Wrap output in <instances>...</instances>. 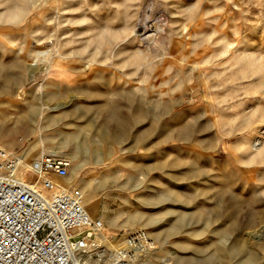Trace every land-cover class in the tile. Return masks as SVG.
Returning <instances> with one entry per match:
<instances>
[{"label": "rangeland", "instance_id": "374dc122", "mask_svg": "<svg viewBox=\"0 0 264 264\" xmlns=\"http://www.w3.org/2000/svg\"><path fill=\"white\" fill-rule=\"evenodd\" d=\"M254 140L264 0H0V146L77 154L110 242L149 224L155 264H264Z\"/></svg>", "mask_w": 264, "mask_h": 264}, {"label": "built area", "instance_id": "2783aa9c", "mask_svg": "<svg viewBox=\"0 0 264 264\" xmlns=\"http://www.w3.org/2000/svg\"><path fill=\"white\" fill-rule=\"evenodd\" d=\"M70 167L58 155L27 162L0 146V264H141L156 250L149 232L103 242L105 226L81 190L59 182Z\"/></svg>", "mask_w": 264, "mask_h": 264}, {"label": "bare ground", "instance_id": "6f19581e", "mask_svg": "<svg viewBox=\"0 0 264 264\" xmlns=\"http://www.w3.org/2000/svg\"><path fill=\"white\" fill-rule=\"evenodd\" d=\"M9 18L11 19V20H14V19H16L17 18V15L16 14H12V15H10L9 16ZM227 51H228V49H227ZM46 52H48V51H46ZM46 52H39L38 54L41 56V58H42V55H46L45 57H47V53ZM256 52H257V50H256ZM38 54H37V56H38ZM49 54V53H48ZM44 57V58H45ZM261 57V56H260ZM252 61L254 60V59H251ZM249 61H250V59H249ZM251 62V61H250ZM252 64V63H251ZM33 65H36V64H33ZM34 69V68H33ZM46 71V70H45ZM34 73L33 74H35L36 73V71H33ZM54 111V110H53ZM244 127V126H243ZM245 128V127H244ZM254 134H252L250 137H252ZM254 137V136H253ZM241 144V143H240ZM243 145V144H242ZM240 146V145H239ZM250 146V145H249ZM241 147H239V149H240ZM244 148V147H243ZM247 148V147H246ZM251 149H254L255 150V154H256V156H260V155H262L263 154V151H264V145H263V143H259V142H257L256 140H254L252 143H251ZM243 150H245V149H243ZM242 150V151H243ZM241 151V150H240ZM253 154V153H252ZM24 157H25V155L24 154H22ZM41 155V154H40ZM25 159L27 160V162H30L29 160H28V158H26L25 157ZM231 159V158H230ZM71 160V159H70ZM261 161V160H260ZM75 168V167H74ZM79 171V170H78ZM76 179V178H75ZM74 179V180H75ZM66 181V184H67V186H72L73 184H74V181L73 180H71L70 181V183L69 182H67V180H65ZM85 182H86V180H85ZM90 184L91 183H86V184H83L82 186H80V187H78L80 190H81V192L83 193V195H84V206H85V208H86V210L89 212V214L91 215V217L92 218H97L98 217V214H97V209H96V207H93V208H91V201H90V196L88 195V191H89V187H90ZM228 200V199H227ZM229 203H231V202H229ZM99 213V212H98ZM236 215H237V212L236 211H232L231 212V216L230 217H232V224L231 225H234L235 223H237V217H236ZM124 227H126V229H127V227L128 226H124ZM142 229H145V230H147L148 232H149V234L151 235L150 237H152V239H153V241L155 242V245L158 243V235H157V233L154 231V230H152V228H151V226L149 225V224H146V225H142V226H140ZM230 227H232V226H230ZM113 235V234H112ZM195 237V236H194ZM113 239H115V237H113ZM101 240L103 241V242H107V240H108V237L105 235V233L104 234H102V237H101ZM110 248H113L114 246L112 245V244H110V246H109ZM157 249V248H156ZM157 252V251H156ZM156 252H155V254H154V252L152 253V254H150V255H148L147 257H145V258H143L142 259V261H141V264H155L154 262H153V259L155 260L156 258L158 259L159 257H158V255L156 254ZM200 263V262H199Z\"/></svg>", "mask_w": 264, "mask_h": 264}, {"label": "crops", "instance_id": "0c3cea01", "mask_svg": "<svg viewBox=\"0 0 264 264\" xmlns=\"http://www.w3.org/2000/svg\"><path fill=\"white\" fill-rule=\"evenodd\" d=\"M59 68H60V66H59ZM64 88H68L69 89V87H66V86L60 87V84L59 85H56V86L55 85L54 86H44L42 89H45V91L53 92L54 94L57 95V94H60V90H63ZM90 88L91 87H87V88H84V87H76V89L78 90L77 92H80V93H82V89H84V91H88L89 92V89ZM49 89H51V90H49ZM97 89L98 90L95 91V92L103 91L101 87H98ZM57 99L60 100V97L58 96ZM55 109H56L57 112L55 114L52 113L53 115H50V117H54L55 116L58 119V122L57 123H60L59 122L60 121V114H59L60 113V104L56 108H52V110H55ZM45 115H48V114H45ZM39 123H41V122H39ZM55 123H56V121H55ZM52 143H55V142H52ZM62 148H65V144L64 143L61 146L59 145V147L47 148V149H45V147L42 146L41 143H39V144L33 145V147H30L29 150H33L34 151V155H40L41 153L42 154L44 153L43 155H51V154H54V155H58V156L64 157V158H66L68 160H70V158H77L78 157V155L75 154V153L73 155H69V154H66V153L62 152ZM40 156H42V155H40ZM40 156H38V157H40ZM65 180H66V178L60 179L59 180L60 184L67 186V184L65 183ZM67 187H70V188H78V187H74L73 185L72 186H67ZM96 209H97V207H96ZM98 212H99V210L97 209L98 217L95 218V219L100 220L104 224V220H106V218H107L106 217V214H105V211L104 212L103 211H100L99 213ZM108 218H107V223H108ZM118 221L121 222L119 219H118ZM121 223H123V222H121Z\"/></svg>", "mask_w": 264, "mask_h": 264}]
</instances>
